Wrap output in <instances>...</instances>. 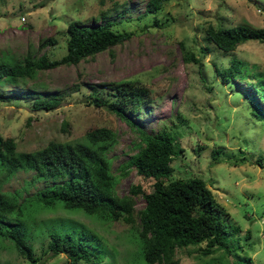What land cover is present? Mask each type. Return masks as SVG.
Returning <instances> with one entry per match:
<instances>
[{
	"label": "rangeland",
	"instance_id": "rangeland-1",
	"mask_svg": "<svg viewBox=\"0 0 264 264\" xmlns=\"http://www.w3.org/2000/svg\"><path fill=\"white\" fill-rule=\"evenodd\" d=\"M145 2L0 0V55L21 57L44 51L50 58H59L65 53L66 25L71 20L89 24L101 22L104 17L112 22L113 29L131 32L120 43L76 64L39 70L33 77L24 78L23 83L0 84V135L14 140L17 149L30 151L50 140L82 141L85 130L108 127L115 132L116 141L106 156L111 172L116 174L119 164L138 149L137 127L145 132L163 127L181 148L172 156L169 177L187 179L197 175L205 181L226 213L223 217L231 249L229 254L215 246L206 252L204 241L178 247L173 252L177 264H230L232 259L242 264H264V117L251 111L248 95L253 93L248 81L236 78L223 83L217 76V68L226 65L227 55L264 70V41L249 39L222 55L204 33L208 23L264 26V0H163L159 9L144 13ZM48 37L54 42L37 46ZM184 53H191L200 63L186 60ZM120 80H138L151 91L149 101L126 112L131 123L105 106L86 102L87 95L99 92L105 96L104 91ZM75 84L80 88L76 90ZM12 88L35 92L8 99L6 95L12 93ZM63 91L61 99L56 94L60 99L57 106L32 108L34 95ZM216 147L219 151L213 154L218 160L214 161L211 150ZM30 173L15 172L0 189H22ZM152 181L128 167L118 177L115 193H126L131 184L148 192ZM43 184L42 180L35 181L23 195ZM132 197V223L121 219L100 221L81 210L40 208L31 222L34 227L29 229L33 255L43 259L42 264H64L63 252L50 254L45 233L51 222L69 219L97 235L106 250L105 264H146L136 238V211L142 207L143 197L140 193ZM42 228L40 237L38 231ZM1 242L0 264H33L8 240Z\"/></svg>",
	"mask_w": 264,
	"mask_h": 264
},
{
	"label": "trees",
	"instance_id": "trees-1",
	"mask_svg": "<svg viewBox=\"0 0 264 264\" xmlns=\"http://www.w3.org/2000/svg\"><path fill=\"white\" fill-rule=\"evenodd\" d=\"M162 1L146 0L143 12L159 9ZM101 16L104 15L101 13ZM66 32L65 53L59 58H50L44 51L39 55L26 53L21 57L1 54L0 84L18 83L19 80L23 83L24 78L33 77L39 70L63 63L76 64L83 58L120 43L131 33L113 29L112 22L104 17L101 22L92 21L89 24L71 20L66 25ZM204 33L206 39L222 51V55L232 52L243 41H264V26H252L249 23L228 26L208 23ZM47 41L54 42L48 37L37 46L47 44ZM184 58L200 63L199 58L191 53H184ZM224 58L226 65L217 68L219 80L223 83L236 78L248 81L253 93L248 95L252 102L251 111L263 118L264 70L235 55ZM138 82H113L104 91L105 96L99 92L92 93L87 95L86 102L94 106H105L131 123L126 112L139 109L142 103L151 98L149 87ZM75 87L76 90L80 88L77 84ZM10 90L12 93L6 95L8 99L26 92L23 96L35 92L22 89L15 91L14 88ZM40 94L32 98L34 110L57 106L64 91L46 93L48 96ZM56 94L60 99L56 98ZM137 129L140 136L138 149L119 164L120 169L116 174L111 172L110 161L106 156L107 150L116 141L115 132L108 127L97 126L85 130L82 141L50 140L42 147L30 151L17 149L14 140L0 135V186L17 171L31 172L22 189L12 192L0 189V242L8 240L30 262L42 264L43 259L33 255L29 242V229L34 227L31 222L40 208L74 210L70 212L81 210L86 215H95L100 221L121 219L132 223V196L140 193L143 205L136 211V238L140 242L141 257L146 264H177V259L173 257L175 248L201 241H204L206 252L217 246L230 254V243L227 240L229 232L223 217L226 213L214 200L205 181L197 175L187 179L169 177L172 172V156L181 150L175 145L172 134L163 127L153 132ZM218 151L217 147L211 150L214 161L218 158L213 153ZM128 167H133L139 175L151 177L152 189L142 192L138 184H131L126 193L117 195V179ZM37 180H42L44 184L29 195H23L28 185ZM30 198L34 201L31 202ZM51 223L45 233L50 254L63 252L66 256L64 264H105L104 245L90 228L69 219H58ZM38 234L42 236L43 228ZM230 264L242 262L232 259Z\"/></svg>",
	"mask_w": 264,
	"mask_h": 264
},
{
	"label": "built area",
	"instance_id": "built-area-1",
	"mask_svg": "<svg viewBox=\"0 0 264 264\" xmlns=\"http://www.w3.org/2000/svg\"><path fill=\"white\" fill-rule=\"evenodd\" d=\"M24 17L23 16H21V19H23Z\"/></svg>",
	"mask_w": 264,
	"mask_h": 264
}]
</instances>
